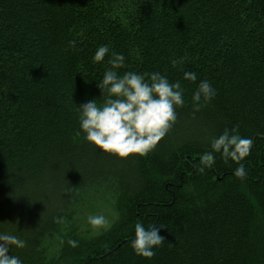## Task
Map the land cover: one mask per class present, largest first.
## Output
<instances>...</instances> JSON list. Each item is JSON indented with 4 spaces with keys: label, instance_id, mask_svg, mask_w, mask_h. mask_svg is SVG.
<instances>
[{
    "label": "trees",
    "instance_id": "obj_1",
    "mask_svg": "<svg viewBox=\"0 0 264 264\" xmlns=\"http://www.w3.org/2000/svg\"><path fill=\"white\" fill-rule=\"evenodd\" d=\"M101 45L124 56L118 74L160 72L184 89L145 156L105 153L79 127L77 106L102 104ZM200 80L216 95L194 112ZM225 128L253 141L244 179L218 153L198 171ZM93 207L114 209L104 234L47 244ZM137 222L165 226L151 259L130 246ZM0 232L25 241L9 253L21 264H264V0H0Z\"/></svg>",
    "mask_w": 264,
    "mask_h": 264
},
{
    "label": "clouds",
    "instance_id": "obj_2",
    "mask_svg": "<svg viewBox=\"0 0 264 264\" xmlns=\"http://www.w3.org/2000/svg\"><path fill=\"white\" fill-rule=\"evenodd\" d=\"M69 46L75 47L76 42L69 41ZM109 53L108 45L98 46L93 56L94 62L102 63ZM182 63V58L171 60L173 67ZM107 64L102 79L97 83L102 104L98 105L97 99H92L77 106L79 127L84 139L105 153L122 159L132 155L145 156L176 123V109L185 104L184 89L180 81L170 82L160 72L139 74L125 71L122 75L118 74V70L125 66V58L116 52L109 54ZM182 78L188 82L197 81L195 72L185 71ZM215 95L210 82L200 80L191 97L193 111L198 112ZM252 145L251 138L236 134L235 128H225L219 136L211 139V151L201 156L198 171L203 172L211 167L216 153L239 164L249 155ZM234 175L238 179L246 177L243 164L234 170ZM88 223L94 228H102L107 220L103 215H91ZM164 227L154 224L145 227L137 222L130 244L133 252L151 259L155 255L154 250L165 242L159 234ZM68 243L76 246V241L70 240ZM12 247L22 249L25 241L17 235L0 232V264H21L17 256L9 254Z\"/></svg>",
    "mask_w": 264,
    "mask_h": 264
},
{
    "label": "rangeland",
    "instance_id": "obj_3",
    "mask_svg": "<svg viewBox=\"0 0 264 264\" xmlns=\"http://www.w3.org/2000/svg\"><path fill=\"white\" fill-rule=\"evenodd\" d=\"M91 215H103L106 220L107 224L102 228H94L88 223V217ZM116 218V214L114 212V209H108V207H93L91 211L89 210H81L76 211L73 214V220H72V228L75 231L74 235L72 233L71 228L66 229L64 227L60 228V230L64 231L65 233L62 234L61 231L56 234L57 236L54 237L51 236L47 242V244H50L51 247H55L60 245V248H62L65 244V241L63 239L67 236V234L71 233L73 237H70L67 239L68 241H76V245L79 246V243H87L89 241H92L93 239H96L98 236L104 234L108 229L114 225V220ZM63 241V243H61Z\"/></svg>",
    "mask_w": 264,
    "mask_h": 264
}]
</instances>
